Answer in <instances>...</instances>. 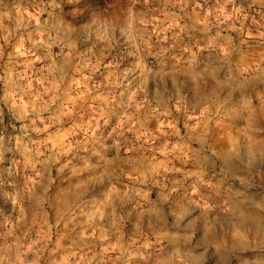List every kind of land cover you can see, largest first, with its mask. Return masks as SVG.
<instances>
[{"label": "clouds", "instance_id": "9594fccd", "mask_svg": "<svg viewBox=\"0 0 264 264\" xmlns=\"http://www.w3.org/2000/svg\"><path fill=\"white\" fill-rule=\"evenodd\" d=\"M0 264H264V0H0Z\"/></svg>", "mask_w": 264, "mask_h": 264}]
</instances>
